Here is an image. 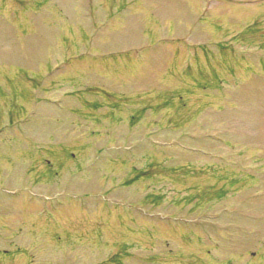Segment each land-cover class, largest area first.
Here are the masks:
<instances>
[{
	"label": "rangeland",
	"instance_id": "374dc122",
	"mask_svg": "<svg viewBox=\"0 0 264 264\" xmlns=\"http://www.w3.org/2000/svg\"><path fill=\"white\" fill-rule=\"evenodd\" d=\"M207 1L0 0V264H264V0Z\"/></svg>",
	"mask_w": 264,
	"mask_h": 264
}]
</instances>
